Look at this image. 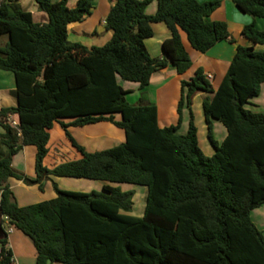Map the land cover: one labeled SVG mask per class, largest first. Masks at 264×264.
I'll return each mask as SVG.
<instances>
[{"label":"trees","instance_id":"obj_1","mask_svg":"<svg viewBox=\"0 0 264 264\" xmlns=\"http://www.w3.org/2000/svg\"><path fill=\"white\" fill-rule=\"evenodd\" d=\"M34 1L47 22H34L17 0L0 5V35L7 36L0 68L12 71L16 97L15 106L0 108V214L32 241L34 264H264V235L250 217L264 204V113L246 107L264 82V51L237 44L214 90L197 68L180 82L177 123L160 127L156 106L128 102L117 77L142 88L169 62L184 73L192 62L180 30L201 53L220 40L234 42L224 21L207 19L220 2L156 0V12L149 15L145 7L152 0H110L104 23L112 36L102 46L87 47L68 40L67 25L90 12V0H77L73 7L67 0ZM232 1L241 12L264 18V0ZM156 22L170 30L161 43L170 61L151 56L145 46ZM241 33L252 44H264V29L254 23ZM197 91L212 93L202 104L214 147L210 156L198 145L191 110ZM183 106L189 108V124L179 134ZM210 118L226 129L220 143ZM98 121L122 128L125 140L88 152L66 129ZM54 122L81 156L49 169L43 159ZM24 145L36 148L34 178L11 166ZM50 175L143 185V213H128L132 191L108 184L81 192L53 182L55 197L18 205L11 178L43 190ZM0 240L7 242L1 219ZM12 257L11 248L3 249L0 264H10Z\"/></svg>","mask_w":264,"mask_h":264},{"label":"crops","instance_id":"obj_2","mask_svg":"<svg viewBox=\"0 0 264 264\" xmlns=\"http://www.w3.org/2000/svg\"><path fill=\"white\" fill-rule=\"evenodd\" d=\"M51 1L55 2L58 0ZM76 1L77 0H67V6L73 7ZM90 1L92 4L90 12L84 16L81 21L71 22L67 25V37L70 42H78L87 47L102 46L112 36V30L107 29L104 23L112 2L110 0ZM198 1L207 2L212 0ZM218 1L220 2L219 6L211 12L207 19L210 21H224L227 30L235 40L234 42H230L228 39L220 40L206 52L201 53L190 47L185 33L180 30L179 33L182 43L192 62L190 68L184 73L178 74L175 70V66L169 62L167 66L154 72L150 77L149 83L142 88L139 87L137 82H130L117 77L118 83L127 91L125 96L128 102L136 104L141 101L144 104H154L156 106L157 124L160 127L177 123V103L180 97V82L182 79L187 80L190 78L197 68L203 69L205 77L208 79L214 90L218 86L232 60L237 44L242 46H252L256 51H264V44H252L241 33L243 27L250 23H254L258 29H264V18L252 17L247 13L241 12L232 0ZM17 2L23 10L31 13L34 22L45 23L48 21L47 14L37 8V4L34 0H17ZM156 9L157 1L152 0L146 5L145 13L152 15L156 12ZM152 28L154 32L153 36L144 40L148 52L153 57H165L170 61V58L165 56L161 49L162 41L170 36L169 28L164 22L153 23ZM6 40L7 37L0 38V47L4 45ZM14 92L15 81L12 71L0 68V108L15 106L16 97ZM211 96V92L197 91L191 98V110L197 128V139L200 149L201 140H199V128H202L203 130L204 125L206 124L207 126L202 104L205 98ZM258 96L260 99L257 98L255 101L264 98V82L260 85ZM250 104L252 106L257 105L253 102H250ZM181 112V122L177 132L179 134H184L186 133L189 124L188 106H183ZM12 117L15 118L14 115H12ZM68 121L69 119L63 120L65 123ZM210 121L211 131H213V129H218L220 132L219 140L215 139L217 143H220L226 135V129L221 125L222 123L220 121L214 118H210ZM66 129L74 140L88 152L107 149L118 145L125 140L124 130L109 121H98L81 126L69 125ZM0 131H2L1 127ZM48 133V152L43 159L44 166L51 169L60 163L80 158V153L71 145L65 135L64 128L59 122H54ZM201 143H203V140ZM205 149L207 153L206 155L210 156L214 153V147L211 142ZM35 152L36 148L33 145L22 146V148L12 157V169L16 173L26 175L29 178H34L36 176ZM53 182L61 190L81 192L101 191L104 184L119 186L122 191H127L134 185L127 183H110L97 179L50 175L44 182L43 190L39 189L38 184H25L22 180L16 178H11L9 180V186L18 205L24 206L55 197L56 193L53 187ZM144 206L141 210V214L138 216L142 215ZM262 206L264 205L254 208L250 213V217L252 216L251 220L254 224V218L259 220V223L261 224L260 227L258 226V228L257 224L255 225L259 230L264 231V220H261L264 211L262 212L259 210ZM8 243L13 253V264L35 263L36 251L34 245L20 230L16 228L13 229L8 236Z\"/></svg>","mask_w":264,"mask_h":264},{"label":"rangeland","instance_id":"obj_3","mask_svg":"<svg viewBox=\"0 0 264 264\" xmlns=\"http://www.w3.org/2000/svg\"><path fill=\"white\" fill-rule=\"evenodd\" d=\"M1 37H7V36H6V34H2V35H0V38ZM258 97L259 96L257 95V96H254V97L250 98V102L256 103L257 104L256 106H252L250 104V102H249L248 104H246V107L249 108V109H253V110H256V111L264 113V98L262 100L255 101V99H257ZM258 99H260V98H258ZM202 121H204V120L202 119ZM204 123H205V121H204ZM221 127H223V126H221ZM199 130H200L199 140H201V141L203 140V143H201V141H200L201 150L206 155L207 153H206V149L205 148H206L207 145L209 146V144H210V140H209V137L207 135V131L208 130H207L206 124L204 125L203 130H202V128L201 129L199 128ZM212 136H213L214 139L219 140L220 132L218 131V129H213ZM206 156H209V155H206ZM130 191L133 192L132 199H131L132 203H133V206H132L133 208H131V210L128 213L138 216L139 214H141V210H142V208H143V206L145 204V186H143V185H133L131 187ZM262 205H264V204H262ZM259 210L263 212L264 211V206H262ZM263 217H264V215H263ZM263 217H261L262 218L261 220H264ZM256 220L257 219L254 218L255 224H257V227L258 226L260 227V225H261L259 223L260 221L259 220L256 221ZM262 232H263V235H264V231H262Z\"/></svg>","mask_w":264,"mask_h":264},{"label":"built area","instance_id":"obj_4","mask_svg":"<svg viewBox=\"0 0 264 264\" xmlns=\"http://www.w3.org/2000/svg\"><path fill=\"white\" fill-rule=\"evenodd\" d=\"M10 1H13V0H0V5L3 2H10ZM7 120L14 128H17V120L14 117H12V115H9L7 117ZM0 219H1V227L3 229V232L5 233V236L7 237V242L5 243H3L0 240V257H1V255L3 254V249L10 248L9 243H8V236L13 231L14 226L9 222V218L6 215L0 214ZM10 264H13V257H12Z\"/></svg>","mask_w":264,"mask_h":264}]
</instances>
